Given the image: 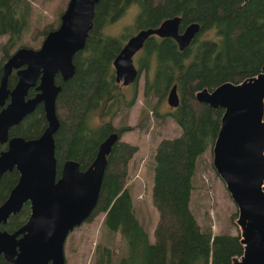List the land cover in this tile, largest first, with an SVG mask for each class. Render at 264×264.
<instances>
[{
  "label": "trees",
  "instance_id": "obj_1",
  "mask_svg": "<svg viewBox=\"0 0 264 264\" xmlns=\"http://www.w3.org/2000/svg\"><path fill=\"white\" fill-rule=\"evenodd\" d=\"M32 0H0L1 44L0 78L3 62L16 50L31 14ZM132 3L138 12L132 24L119 34L104 27L120 17ZM181 15L180 27L198 21L200 31L188 46L179 49L172 37L149 36L133 59L143 71L144 96L161 102L176 84L179 104L170 115L181 128L176 137H163L154 153L151 201L158 212L153 241L135 215L131 194L126 187L129 161L137 145L121 139L130 124L116 126L112 118L122 102L131 106L137 93V79L126 99L115 80L113 58L126 39L136 30L156 26L172 15ZM57 25L45 24L33 30L32 37L45 35ZM203 31L208 36L201 37ZM16 46V48H14ZM12 48H14L12 50ZM12 50V51H11ZM74 74L68 79L56 76L61 85L56 98L59 127L54 135L57 176L65 159H75L85 169L94 159L99 143L116 132L117 140L107 154L97 205L86 221L104 213V224L120 231L127 240V253L116 261L108 247L96 246L97 264H231L243 252L240 236L214 234L202 230L190 209L196 161L217 135L222 108L195 99L197 90L215 87L222 81L238 82L257 73L264 64V0H99L94 7L92 27L85 45L73 56ZM17 80L14 68L8 77L11 89ZM36 93L29 89L28 96ZM109 113L110 119L98 124L92 115ZM96 124V125H92ZM46 126L42 103L18 124L9 135L33 138ZM6 142H0V151ZM16 168L0 178V205L18 179ZM29 203L12 214L0 230L14 232L28 219ZM0 264H12L0 254Z\"/></svg>",
  "mask_w": 264,
  "mask_h": 264
},
{
  "label": "water",
  "instance_id": "obj_2",
  "mask_svg": "<svg viewBox=\"0 0 264 264\" xmlns=\"http://www.w3.org/2000/svg\"><path fill=\"white\" fill-rule=\"evenodd\" d=\"M98 1L68 0L58 26L45 34L38 47L19 46L2 64L0 142H6V147L0 151V178L13 168L19 175L0 205V223L5 224L26 202L30 209L19 229L0 230V254L12 264H66L68 234L89 218L98 202L106 156L118 134L113 132L99 143L85 169L77 160L65 159L58 176L54 139L59 127L56 98L61 90L56 76L66 80L74 74L72 59L85 45ZM181 19L178 14L168 16L156 26L133 32L113 58L115 80L127 85L139 77L133 57L151 35L172 37L179 49L188 46L200 23L192 21L182 29ZM14 68L17 80L10 89L7 81ZM30 88L36 90L32 96H28ZM166 98L172 107L179 104L176 84ZM195 98L223 110L211 152L212 165L237 207L235 223L243 252L231 264H264V64L238 82L203 87ZM39 103L46 119L40 135H9L10 127Z\"/></svg>",
  "mask_w": 264,
  "mask_h": 264
},
{
  "label": "rangeland",
  "instance_id": "obj_3",
  "mask_svg": "<svg viewBox=\"0 0 264 264\" xmlns=\"http://www.w3.org/2000/svg\"><path fill=\"white\" fill-rule=\"evenodd\" d=\"M67 1L32 0L31 14L17 45L38 47L42 35L32 37L33 30L45 24L57 25ZM137 12L138 5L130 4L120 17L104 27V31L109 34H119L123 27L133 23ZM208 34L209 31H203L200 36L203 38ZM7 38V34L0 35V59L2 58L1 44ZM143 78L144 73L141 71L137 80L134 103L127 106L122 102L112 122L116 126L123 124L133 126L132 129L124 131L120 137L137 145V150L129 161L125 185L129 188L135 215L152 242L153 229L158 218V212L151 201L154 153L161 138L176 137L181 132V128L170 115L173 107L168 104L166 97L156 104V97L144 96ZM119 84L126 99H130L133 85ZM92 118L98 124L109 120L110 116L109 113H104L100 117L99 110H96ZM193 184L190 209L201 229L210 228L214 234H240V229L235 223L237 207L225 183L212 165L210 147L197 158ZM97 245L110 248L116 263L127 253L126 238L120 231L110 230L104 224L103 212L98 213L91 221L83 222L68 234L64 244L66 264H97L95 253Z\"/></svg>",
  "mask_w": 264,
  "mask_h": 264
},
{
  "label": "flooded vegetation",
  "instance_id": "obj_4",
  "mask_svg": "<svg viewBox=\"0 0 264 264\" xmlns=\"http://www.w3.org/2000/svg\"><path fill=\"white\" fill-rule=\"evenodd\" d=\"M66 4H67V3H66ZM61 13H62V12H61ZM60 15H61V14H60ZM59 19H60V16H59ZM58 24H59V21H58V23H57V26H58ZM185 25H186V24H185ZM185 25H184V26H185ZM57 26H56V27H57ZM184 26L182 27V29L184 28ZM56 27H54V28H56ZM54 28H53V29H54ZM180 28H181V27H180ZM44 36H45V35L42 36V39H43ZM31 47H32V46H31ZM137 80H138V78H137ZM134 81H135V80H134ZM134 81H133V82H134ZM118 83H121V84H122V82H118ZM129 84H132V82L129 83Z\"/></svg>",
  "mask_w": 264,
  "mask_h": 264
},
{
  "label": "bare ground",
  "instance_id": "obj_5",
  "mask_svg": "<svg viewBox=\"0 0 264 264\" xmlns=\"http://www.w3.org/2000/svg\"><path fill=\"white\" fill-rule=\"evenodd\" d=\"M198 33H199V32H197L196 35H197ZM196 35H195V36H196ZM30 89H31V88H30ZM195 99H196V98H195ZM168 104H169V103H168ZM169 105H170V104H169ZM23 118H24V117H23ZM55 133H56V132H55ZM56 169H57V166H56ZM92 212H93V211H92Z\"/></svg>",
  "mask_w": 264,
  "mask_h": 264
}]
</instances>
